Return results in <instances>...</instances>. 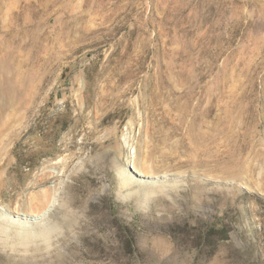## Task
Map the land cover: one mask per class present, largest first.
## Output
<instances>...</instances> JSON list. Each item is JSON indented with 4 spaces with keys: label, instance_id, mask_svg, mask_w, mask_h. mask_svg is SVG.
Returning <instances> with one entry per match:
<instances>
[{
    "label": "rangeland",
    "instance_id": "1",
    "mask_svg": "<svg viewBox=\"0 0 264 264\" xmlns=\"http://www.w3.org/2000/svg\"><path fill=\"white\" fill-rule=\"evenodd\" d=\"M0 264H264V0H0Z\"/></svg>",
    "mask_w": 264,
    "mask_h": 264
},
{
    "label": "bare ground",
    "instance_id": "2",
    "mask_svg": "<svg viewBox=\"0 0 264 264\" xmlns=\"http://www.w3.org/2000/svg\"><path fill=\"white\" fill-rule=\"evenodd\" d=\"M139 165H140L139 163H136L135 167H136V169H138L141 172V167Z\"/></svg>",
    "mask_w": 264,
    "mask_h": 264
}]
</instances>
